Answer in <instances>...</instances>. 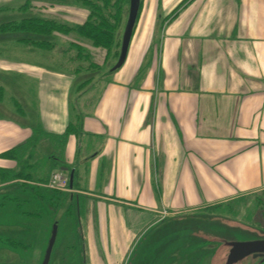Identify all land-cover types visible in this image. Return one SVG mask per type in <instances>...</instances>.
Wrapping results in <instances>:
<instances>
[{
  "label": "crops",
  "instance_id": "1",
  "mask_svg": "<svg viewBox=\"0 0 264 264\" xmlns=\"http://www.w3.org/2000/svg\"><path fill=\"white\" fill-rule=\"evenodd\" d=\"M139 13L124 65L90 86L71 61L23 42L8 70L14 98L0 83V171L23 144L59 152L74 171L63 250L95 253L83 264H126L118 252L166 220L252 228L203 211L264 192V0H143ZM93 52L106 65L113 50ZM8 239L1 250L16 249Z\"/></svg>",
  "mask_w": 264,
  "mask_h": 264
},
{
  "label": "rangeland",
  "instance_id": "2",
  "mask_svg": "<svg viewBox=\"0 0 264 264\" xmlns=\"http://www.w3.org/2000/svg\"><path fill=\"white\" fill-rule=\"evenodd\" d=\"M142 3L143 0H141ZM33 6H36V9ZM129 9L130 0H124L120 26L115 34L113 53L109 64H106L102 71L96 70L94 73H91L92 71L87 69L91 59H85L84 55L81 54L83 48L76 45V43L78 44V42L86 39L83 35L74 31H68L67 28L62 27L58 28V31H50L51 34L47 37L30 35L35 36V39L48 38L52 41L53 46H48L49 48L39 47V49L51 53L55 64L57 62L61 63L60 59L63 63L69 60L72 65L71 70L73 72L78 71V77H83V79L92 77L85 86L87 87L94 82L95 78H100L105 73H108L112 66L117 63L122 45V37L129 16ZM40 13L46 14V17L48 15L47 18L55 20L56 24L65 22L71 27L76 24L81 25L85 23L89 17L90 10L84 6L82 0L72 1L71 4H55L54 6H51L47 0H0V25L5 22L18 24L24 18L38 16L37 14ZM18 37L19 34L16 33H0V56H3L0 57V71L4 68L5 74H7L3 78L0 77V83L8 84L7 88L11 91V98H14L15 92L13 87L15 83L13 78L8 75V70L13 68L11 61L16 56L15 52L20 51L19 48L14 51L20 42ZM86 42L82 43L90 44L88 41ZM85 48L88 50V47ZM2 59L7 60L2 61ZM79 80L81 81L82 78H79ZM4 109L6 111L9 110L6 105ZM3 112V108L0 107V113ZM25 147V144H23L22 148L24 149ZM28 153L25 158L28 160L30 166L22 165L16 167L15 165H18V161H16L13 168H16V172L14 173L21 171L23 175H29L30 178H26L25 180L19 178L2 180L1 183L6 182L5 185L0 183V238H3L0 241L4 243V239L12 238L6 241L14 244L16 242H13V239H21L25 242L21 246L10 245V247H15L16 249H8V245L4 250L0 249V264H42L55 223H58V234L49 264H60L61 262V264H73L74 260H79L78 264H83L81 260H98L95 253L91 252H86L85 256L83 254L80 256L75 253H64L63 240L67 238L65 235L71 234L69 232L70 222L65 221L68 218L66 213L69 207L70 191L55 193L43 187L38 189L33 188L35 184H33L32 179L40 178L41 171H32L31 165L35 164L34 162H38L37 158L46 156L44 155L46 153H57L59 156V152H36V154L33 152L32 155L30 152ZM64 165L68 168L66 163ZM30 171H32V175L29 174ZM72 171L71 169L70 173ZM256 193H253V195H256ZM261 196H264V192L260 194L258 203L256 202L251 207L240 206L239 202L234 201L229 203L231 206L230 216L236 217L240 221L245 220L243 223L246 225L250 222L253 224L252 228L240 227L239 230L237 228L230 229L222 224V222L211 223L204 220L201 216L194 215L192 216V220L183 221L181 225H179L180 222L166 220L164 221L165 223L162 221L150 226L148 229L145 228V232L140 234L141 236H139L128 256L123 251L118 252L119 260L126 264L132 260L147 264H170L173 261L176 264H229L228 256L232 242L264 239V198ZM254 200L256 199H249L251 203ZM34 212L37 213L36 216L28 217L25 215H30V213ZM227 220L228 224H239L237 221ZM162 223L164 224L160 226ZM251 224L248 226H251ZM185 230L198 231L193 232L195 236L187 237L182 235V231ZM206 230H209V232L206 233ZM213 230L215 231L214 236L212 234ZM1 246L5 245L0 244ZM8 250H13L15 255L12 251ZM99 255L101 257V254ZM236 264H264V254L249 256Z\"/></svg>",
  "mask_w": 264,
  "mask_h": 264
},
{
  "label": "trees",
  "instance_id": "3",
  "mask_svg": "<svg viewBox=\"0 0 264 264\" xmlns=\"http://www.w3.org/2000/svg\"><path fill=\"white\" fill-rule=\"evenodd\" d=\"M50 2L51 6H54L55 4H71L72 1L76 0H47ZM124 0H82L85 7H87L90 10V14L88 19L83 24H76L71 27H69L65 22L61 24H56L55 20L47 18L46 14L40 13L37 14L38 16L33 17H26L20 23H14V22H5L0 25V33L6 34V33H16L19 34L18 40L20 42L26 43V44H32L34 46L40 47V48H46L48 46H53L52 41L48 38H41V39H35V36L33 35H39V36H45L47 37L50 35V31H58V28H67L68 31H74L78 34L83 35L86 39H83L81 42L76 43V45H79L83 48V51H81V54L84 55L83 57L86 59H91L89 67L91 73H94L96 70H101L104 68L105 64L100 63L97 61L94 56L93 49H102L106 52V58L110 55L113 46L115 44V34L120 26L121 22V14H122V4ZM36 7V6H35ZM33 6V8H35ZM36 9V8H35ZM41 11V10H40ZM88 41L90 44H84L82 42ZM87 43V42H86ZM85 47H88V51ZM93 49H92V48ZM49 48V47H48ZM92 78V77H91ZM90 77L87 78V80L82 83V87H85L87 83L90 81ZM67 133L57 136V145L60 147L63 145L65 139L67 138ZM37 136H41L38 134ZM36 136V137H37ZM35 137V138H36ZM34 139H32V145L34 146ZM31 146L30 143H27ZM23 146V145H22ZM20 148V150H19ZM26 148L17 147L13 148L6 152L7 157L13 161H18V165L16 166L20 167L22 165L30 166L28 164V160H26V155L29 154L28 152H25ZM24 151V152H21ZM32 155L33 152H30ZM24 159V161H23ZM35 164L31 165V170L41 171V177L38 179H32L33 183H39L36 184L40 187L46 188V190H52L55 193H60V190L56 189H50L47 184L50 179V174L54 170L64 167V161L62 157L57 153L47 154L44 158L38 160V162H34ZM32 171L29 172L30 175H32ZM16 172V168H9V169H2L0 171V176L3 181L9 180V179H21L25 180L26 178H30L29 175H23L22 172L14 173ZM31 181V180H30ZM27 182V181H26ZM33 188H38L34 186ZM258 201V198L251 203L249 200H242L241 203H244V206H253ZM235 202V201H234ZM232 203V202H230ZM258 203V202H257ZM236 206V205H235ZM242 206V205H240ZM243 206V207H244ZM230 209L231 206L229 203L227 204H216L211 205L205 208L203 212L209 213V214H217V215H223L227 217L230 216ZM32 214H37L36 212ZM234 219H237L236 217H231ZM245 221V220H242ZM251 224L250 222H248ZM253 225V224H251ZM12 242L8 241V244H11ZM13 245L21 246L19 243H14Z\"/></svg>",
  "mask_w": 264,
  "mask_h": 264
},
{
  "label": "water",
  "instance_id": "4",
  "mask_svg": "<svg viewBox=\"0 0 264 264\" xmlns=\"http://www.w3.org/2000/svg\"><path fill=\"white\" fill-rule=\"evenodd\" d=\"M140 3H141V0H130L129 16H128L124 34L122 37L120 56H119L117 63L113 67V70H116L122 67L127 59L130 42L132 39L134 27H135L139 9H140ZM71 183H73V173L71 174ZM57 234H58V224L55 223L53 226L51 238L49 240L46 255H45V258L42 264H49L50 259H51V254H52L55 242H56ZM256 254H264V240L232 242L231 250L228 256V263L236 264L244 260L245 258L251 255H256Z\"/></svg>",
  "mask_w": 264,
  "mask_h": 264
},
{
  "label": "built area",
  "instance_id": "5",
  "mask_svg": "<svg viewBox=\"0 0 264 264\" xmlns=\"http://www.w3.org/2000/svg\"><path fill=\"white\" fill-rule=\"evenodd\" d=\"M68 184H69V180L63 173L61 172L53 173L50 181V185L52 187L66 188L68 187Z\"/></svg>",
  "mask_w": 264,
  "mask_h": 264
},
{
  "label": "flooded vegetation",
  "instance_id": "6",
  "mask_svg": "<svg viewBox=\"0 0 264 264\" xmlns=\"http://www.w3.org/2000/svg\"><path fill=\"white\" fill-rule=\"evenodd\" d=\"M252 256V255H251Z\"/></svg>",
  "mask_w": 264,
  "mask_h": 264
}]
</instances>
